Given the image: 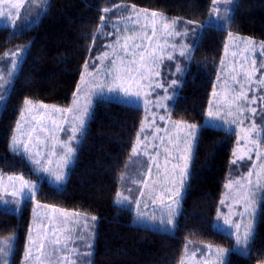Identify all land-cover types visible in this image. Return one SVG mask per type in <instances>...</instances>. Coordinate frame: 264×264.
Here are the masks:
<instances>
[{
    "label": "trees",
    "instance_id": "16d2710c",
    "mask_svg": "<svg viewBox=\"0 0 264 264\" xmlns=\"http://www.w3.org/2000/svg\"><path fill=\"white\" fill-rule=\"evenodd\" d=\"M119 4L161 12L170 21L197 24L207 18L212 0H49L37 22L16 28L0 26V55L28 44L6 108L0 111V175L21 174L38 181L35 199L23 202L19 213L0 206V240L13 238L9 264L23 261L33 201L97 217L91 257L94 264H180L191 250L199 259L209 253V259L217 247L228 249L234 244V239L226 238L215 227V219L231 177L237 135L224 128L201 126L206 124L228 32L264 43V0H237L230 27L207 28L191 52L170 116L197 125L199 140L173 231L136 224L133 210L114 204L144 117L137 105L120 99L96 100L61 188L34 173L26 159L9 150L24 98L63 107L71 103L90 54L93 33L101 23L102 9ZM261 143L264 146V133ZM259 208L251 256L233 253L230 264L264 262V204Z\"/></svg>",
    "mask_w": 264,
    "mask_h": 264
},
{
    "label": "rangeland",
    "instance_id": "374dc122",
    "mask_svg": "<svg viewBox=\"0 0 264 264\" xmlns=\"http://www.w3.org/2000/svg\"><path fill=\"white\" fill-rule=\"evenodd\" d=\"M119 5H124L126 7H111L112 11L103 13V15L106 16L107 22H101L98 27L99 31L93 33L95 34V39H93L90 54L87 59V68L84 67L82 71L84 79L79 82L81 85V92L79 93L81 98L80 105L82 107L85 100L90 97L92 100V114L93 107L98 98L120 99L124 101L122 99V93L120 97H116L109 92L108 82L112 81L119 74L121 79L118 80L117 83L123 84L124 87H128L129 77L126 69L132 67V76H134L139 83H133L131 91H139L140 96L138 103L135 102V98H133L132 102L127 103H132L133 105L141 107L143 111H145V117L142 129L138 132L141 143L137 146V154L131 152L125 172L121 176L123 179L120 177L118 191L123 195L131 196L132 203L127 207L134 211V223L158 227L160 217L163 215L165 219L167 218V206L171 205L173 199H175L172 192L180 187L179 174L184 162L179 158L183 153L177 151V148L179 147V149L182 150L185 147L184 141L187 139V128L183 131L178 130L175 125L177 122L183 121L172 120L168 116V110L175 99L177 89L181 85L182 75L185 72L186 63L189 61V59L180 55L181 45L186 44L191 46V44L190 41H186L188 37L170 36L168 33L162 31V24L159 22L156 24V34L153 36V26L150 18V14L153 10L135 6V12H140L141 14L139 22H136L135 12L132 11L133 5ZM9 8L10 4L7 3V0H5L4 3H0V10H3L6 14ZM44 10L45 9L42 10L41 7L26 3L21 9V12L25 13L28 19L21 24L15 13H13V19H16L17 24L20 26L35 23L40 17H38L37 14L42 15ZM145 10L147 11L148 19H145ZM129 15L132 16L131 20L127 19ZM34 19L37 20L32 22ZM193 25L194 26L187 29L195 27L196 23ZM0 26L16 28L6 17L0 18ZM227 27L228 26L224 27V29ZM176 29L181 32L185 30V28L178 27H176ZM24 45L13 47L6 51H15ZM125 45H127V51H125ZM226 45L227 48L225 47L223 53L220 71L210 100L212 101L213 113L219 110L220 116L222 117L221 120H214L213 123H219L224 129L238 133V137L232 160H235L236 163L231 164V177L224 186V192L221 198L223 203L220 201L218 207L217 217L219 216V220H217V217L215 219V227L219 230L221 229L218 226L224 225L225 217H230L233 221L237 222L241 220L239 213L243 211V206L242 202H237L241 195V189L234 181L239 180L241 176H247L248 171L253 169L251 179L255 182L256 172L260 171L261 165H264V146H262V149L258 148L259 155H257V147L255 144L251 143V141L257 140L258 136L250 131L253 121H255L257 125H260L261 116L264 115V45L251 38L236 34H234V37L228 36ZM105 52L108 53L106 58L103 57ZM141 53L144 54V60L140 58ZM160 54H162L163 60L167 61L168 64H174L173 68L168 67L165 71L159 69L162 58H153L154 55L161 56ZM170 55L173 57L172 59L168 58ZM98 57H100V59H98ZM113 60L115 61V65L112 63ZM132 61L136 63L133 65ZM177 65L183 69V74L177 72ZM9 66V63L0 61V71L5 72V74ZM137 68H139V73L136 71ZM117 69L120 70L119 73ZM18 70L19 69H17V72ZM109 70H111V75L108 74ZM157 73H159V75H157ZM173 80L178 81L177 86H171ZM157 83L161 84L162 87H156ZM97 85H103L102 92L96 87ZM165 89H167V95L173 98L162 101L164 106L158 107L157 101L166 95ZM242 92L245 94L244 96H241ZM237 97L240 98L237 99ZM73 99L68 106H55L61 109L71 107L73 105ZM42 104L49 106L44 118L45 130L42 131L40 127H37L36 132L32 134V140L29 146L33 155L39 151L42 154V159L45 161L49 158L51 159V164L48 166L53 169V171L61 170L58 168V161H60L64 149L61 147L60 142L75 146L76 151L71 162L66 168L62 169L66 172L67 179L68 173L73 166L77 149L80 145V143H77L75 140L69 141V137L73 135L72 126L74 114L53 112L51 110V106L53 105ZM253 108L257 110L256 114L252 113L251 109ZM238 109L242 111L238 112ZM39 111L44 110L40 109ZM229 111L232 113L231 116L228 115ZM33 114L38 115V112H34ZM90 116L87 119V124ZM162 116H166L172 121L171 125L166 121V125L169 128L164 124L163 126L165 128L157 126V123H163L164 119L162 120L160 118ZM151 119L154 121L150 122ZM208 119L207 116L205 118V123ZM224 119H227L229 123L224 124ZM53 121H55V123H53ZM232 121L235 122L233 123ZM21 123L23 124V129L21 131L25 134L21 137V132H16V135L27 141L28 136L26 133L36 124V121L32 120V114L25 112L24 119L21 120ZM183 124L193 125L189 122H183ZM37 137H39V142H37ZM170 140L172 141L171 143H169ZM136 143L137 139L134 141V144ZM248 149H252V151H248ZM53 152L55 154L50 155ZM169 153H171V155H169ZM150 157H155V160H151ZM240 157H243V159H240ZM190 162L191 160L189 161V170ZM157 164L159 168L156 167ZM30 166L33 169V165L30 164ZM174 166L175 171L173 172ZM149 167L151 171H149ZM36 174L40 175L48 183L57 188L63 187L66 183L65 179L62 184H57L55 182V177L49 176L48 173L40 172ZM21 176L25 180L35 183L38 187L37 180L25 177L21 174L0 175V197L9 201L7 205L0 204V206L15 213H19L22 204L17 212L16 205L11 203L13 197L8 194L12 192L14 188H19L20 180L18 177ZM230 181L233 182L231 187H226ZM129 189L132 190L131 193H129ZM141 191H143V196H141ZM153 199H155V203H153ZM136 200H140L139 210L148 214V217L144 220L136 219ZM33 202V210L35 209V213L33 211L32 223L30 226L32 228V239L36 241V247L33 248V257H38L39 259H29L27 264H72L74 260L80 258L76 255V251L80 253L87 251L88 243H91V250L93 252L95 231V227L93 229V224L96 225L97 223L96 216V221L93 222L91 217L94 215L53 207L37 201ZM145 204H147V207H145ZM153 214L156 216L155 222L150 219ZM44 232L48 233V239L44 241L45 249L41 254V252L37 250L41 243L37 234ZM28 237L26 244H29ZM56 237L60 238V245H53L49 242ZM8 239L9 238L2 239L0 242ZM11 244L13 248V238H11ZM54 249L58 250L54 251ZM214 252L210 258L214 255ZM10 255L8 257L9 261ZM196 256L197 252L192 250L186 253L183 258L185 264H202V262L200 263L197 260V258L199 259V255ZM205 256L206 259H208L209 253ZM24 259L25 251L23 260Z\"/></svg>",
    "mask_w": 264,
    "mask_h": 264
},
{
    "label": "snow or ice",
    "instance_id": "6c2138e0",
    "mask_svg": "<svg viewBox=\"0 0 264 264\" xmlns=\"http://www.w3.org/2000/svg\"><path fill=\"white\" fill-rule=\"evenodd\" d=\"M5 0H0V3H4ZM7 3L10 4V8L8 9L7 14L0 10V18L6 17L7 20H10L12 25L14 27H19L20 25L17 24V20L13 19V13L16 14V17L20 20L21 24H23L27 19L28 16L25 13L21 12V9L25 6L26 3L35 5L37 7H41L42 10L49 7V0H7ZM236 0H212V8L210 10L208 18L200 23H197L195 27L191 29H185L183 32L178 31L176 29L177 20H172L169 22L168 18L161 12L153 11L150 14L151 18V24L153 26V36L156 34V24L159 22L162 24V31L168 33V35H176V36H184L188 37L190 36L192 39L191 46L189 45H181V51L180 55L184 56L186 59L191 58V52L195 50L199 46V43L203 39L204 32L207 28H210L212 26H219L221 28H224L226 26L230 27L231 23L233 22V6L235 5ZM115 8L120 7H126L124 5H114ZM112 11V8L105 7L102 9L103 13H108ZM132 11L135 12V5L132 6ZM38 15V14H37ZM140 12H135L136 16V22H139L140 19ZM145 19H148L147 11L145 10ZM127 19L131 20L132 16L129 15ZM101 22H107L106 16L101 15L100 16ZM34 22V21H33ZM187 24H194L193 21H187ZM99 31V29H97ZM229 37H234V34L232 32H228ZM93 39H95V34H93ZM227 48V45H225ZM28 48V45H24L20 48H18L15 51L9 50L3 53V55H0V61H4L6 63H9L10 66L7 67L6 74L3 71H0V110H3L6 108V100L8 96L11 94V90L14 87V79L16 78V72L17 69L21 67L22 61L25 57V52ZM125 51H127V45H125ZM108 56V53L105 52L103 54V57L106 58ZM141 60H144V54L141 53L140 56ZM169 59H172L173 57L170 55L168 57ZM100 59V57H98ZM154 59V58H153ZM113 65H115V61H112ZM136 62L132 61V64L134 65ZM85 67L87 68V61L85 63ZM119 69H117V72L119 73ZM128 73V87H124L123 84H118L117 81L121 79L120 75L118 74L112 81L109 83V92L112 93L116 97H120V94L122 93V99L125 102H132L133 98H135V102H139V96L140 92H132L131 86L133 83H139L138 80L135 79L134 76H132V67H129L126 69ZM137 73H139V68L136 69ZM177 72L183 74V69L177 65ZM109 75H111V70H109ZM159 75V73H157ZM84 75L82 73L81 80L83 81ZM178 81L173 80L171 86H177ZM97 88L100 89V91H103V85H97ZM156 87H162L161 84L157 83ZM81 92V85H77V90L73 92V105L68 108H58L55 105L51 106V110L53 112L57 113H72L73 115V126H72V132L73 135L69 137V141L75 140L77 143L81 142V137L85 134V130L87 127V119L91 115V104L92 100L91 98H87L85 100V103L81 107L80 105V95ZM166 95L163 98L158 99L157 106L163 107L164 104L162 101L164 100H170L173 97L167 95V89H165ZM245 94L242 92L241 96H244ZM240 97H237L239 99ZM40 109H43L44 111H39ZM49 109L48 105H44L42 103L33 102L30 98H24L23 100V107L20 109V119L16 122V129L14 130V133L11 137L10 144H9V150L17 156H21L22 158L26 159L30 164L33 165V171L36 173H48L49 176L55 177V182L57 184H62V182L66 179V172L62 169L66 168L67 165L71 162L76 148L75 146L69 144V143H63L60 142L61 147L64 149V153L60 158V161H58V168L61 169L60 171H53L48 165L51 164V159L49 158L47 161L41 158L42 154L41 152L37 151L35 155L32 154L31 148L29 146L30 141L32 140V134L36 132L37 127H40V130L44 129V118L45 113ZM238 112L242 111L241 109L237 110ZM253 114L257 113V110L255 108L251 109ZM25 112L32 114V120L36 121V124H34L30 130L27 131L26 135L28 136V140L25 141L22 138L18 137L16 135V132H21V137L25 134L21 130L23 129V124L21 123V120L24 119ZM34 112H38V115L33 114ZM229 116L232 115L231 111L228 113ZM208 121L204 126L201 127H207V128H219L221 125L219 123H213V121H219L222 119L220 116L219 110H217L216 113H213L212 111V101H209V110L207 113ZM162 120L165 119V117H160ZM261 120L264 121V115L261 116ZM233 123L235 121H232ZM55 123V121H53ZM224 124H228L229 121L227 119L223 120ZM178 130L183 131L185 128H187V139H185L184 144L185 147L181 150L179 147L177 148V151H181L183 154L179 157L184 163L183 167L180 169V187L176 188L172 195L175 197L173 199L172 204L168 205V211H167V218L165 219L162 215L159 219V230L163 232H170L172 229L175 228L176 224V216L180 213V204L181 201L184 199V193L187 190L188 187V180L190 179L191 173L189 170V161L192 159L193 151L195 147L197 146L199 136L197 125H184L183 122H177L175 125ZM251 132L257 134L258 137L261 136L262 133H264V122H262L260 125H257L255 121H253L252 127L250 129ZM37 142H39V137L36 138ZM146 139V138H145ZM172 141L170 140L169 143ZM259 140H252L251 143L257 145V155H259ZM141 143L139 140V133L137 134V143L133 145L132 152L133 154H137V146ZM248 151H252V149H248ZM55 153H51L50 155H54ZM147 154V153H145ZM171 155V153H169ZM151 160H155V157H150ZM240 159H243V157H240ZM167 163V161H166ZM233 164L236 163V161H232ZM157 168H159V165H156ZM149 171H151V168L149 167ZM175 171V166L173 167V172ZM253 175V169H250L247 173V176H241L239 180L234 181L236 184L240 186L241 189V195L239 197V200L237 202H242L243 211L239 213V216L241 217V220L239 222L233 221L230 217L224 218V225L218 226L222 231H224L226 238L228 239H234V244L231 248L225 249V248H216L214 255L206 259L204 261V264H230V256L233 253H236L240 256L244 257H250L252 254V248L255 240V230H256V219H257V213L260 210L259 206L264 204V165L260 166V171L256 172V180L253 182L251 179ZM20 180V186L19 188H14L12 192H10L8 195L13 197V200L11 203L16 205V211L18 212L20 209V205L27 201V200H34L36 196V188L37 185L33 182H30L28 180H25L22 176L18 177ZM123 179V177H121ZM174 182V178H173ZM233 182L230 181L226 187H231V184ZM129 193H131V189L128 190ZM141 196H143V191H141ZM155 199H153V203H155ZM9 201L3 197H0V204L7 205ZM132 203V198L130 195H123L121 192L116 193V199L114 200V204L118 207L124 208L127 207ZM137 205V212H136V219L137 220H144L148 217V214L145 212H141L139 210V204L140 200L135 201ZM223 203V201H221ZM145 207H147V204H145ZM35 213V209L33 210ZM236 214V213H233ZM153 222L156 220L155 214L152 215L150 218ZM91 220L94 222L96 221V217H91ZM217 220H219V216L217 217ZM95 227V224H93V229ZM39 239L41 243L39 244V248L37 249L41 254L43 253L45 249V240L48 239V233H38ZM67 239V238H65ZM29 244H26V250H25V259L21 262V264H27L29 259L38 257H33V248L36 247V241L32 239V228H29V237H28ZM53 245H60L61 240L59 237H56L54 239H51L49 241ZM31 245V246H29ZM11 238H9L6 241L0 242V264H9L8 257L11 254ZM209 251H211V245L208 246ZM92 245L91 243L87 244V251L80 253L79 251H76V255L80 257L77 260H74L72 264H94V262L91 260V257L93 255L92 253ZM185 249L187 250V245L185 246ZM58 250V249H54ZM180 264H185L184 259L182 258L180 261ZM264 264V262H262Z\"/></svg>",
    "mask_w": 264,
    "mask_h": 264
},
{
    "label": "crops",
    "instance_id": "0c3cea01",
    "mask_svg": "<svg viewBox=\"0 0 264 264\" xmlns=\"http://www.w3.org/2000/svg\"><path fill=\"white\" fill-rule=\"evenodd\" d=\"M38 17L39 16H41V15H37ZM37 17V18H38ZM37 20V19H36ZM35 19L33 20L34 22L36 21ZM32 21V22H33ZM170 21V20H169ZM30 24H33V23H30ZM192 26H194L193 24H187V23H184V22H182V21H180V20H177V25H176V27H178V28H189V27H192ZM186 41L187 42H189L190 41V44H192V39H191V37L190 36H188V38L186 39ZM259 43H261V44H263L264 45V43H262V42H259ZM190 46V45H189ZM264 47V46H263ZM149 55V54H148ZM161 56H158V55H154V59L155 58H162V54H160ZM162 62L159 64V69H162V70H166V68H173V66H174V64H168V62L167 61H164L163 60V58H162V60H161ZM187 64H188V61H187V63H186V66H185V70H186V67H187ZM184 68V67H183ZM185 73V72H184ZM82 75V74H81ZM184 75V74H183ZM183 75H182V77H183ZM80 80H81V77H80ZM80 80H79V82H80ZM79 84V83H78ZM263 84H264V82H263ZM251 86H253V85H251ZM179 89V88H178ZM178 89H177V92H178ZM177 95V94H176ZM176 97V96H175ZM175 100V99H174ZM174 100H173V102H174ZM173 102L171 103V105H170V107H169V110H168V116L171 118V116H170V109H171V106H172V104H173ZM130 104H132V103H130ZM208 113V112H207ZM144 117H145V111H144ZM144 117H143V120H142V123H141V126H140V129L139 130H141L142 129V124H143V121H144ZM206 117H207V114H206ZM172 119V118H171ZM173 120V119H172ZM154 121V120H153ZM152 121V119L150 120V122H153ZM166 121H167V123L168 124H170L171 125V120L170 119H168L166 116H165V119H164V121H163V123H160V124H158L157 123V126H159V127H161V128H165L164 126H163V124L166 126V127H168L167 125H166ZM263 121L261 120V123H262ZM260 123V124H261ZM169 128V127H168ZM220 128H223V127H220ZM140 132V131H139ZM234 132V131H233ZM236 133V132H235ZM158 135H160V134H158ZM158 135H156V136H158ZM236 135H238V133H236ZM156 136H154V137H156ZM261 136H262V134H261ZM261 136L260 137H258V139L257 140H259L260 142H259V148L260 149H262V143H261ZM238 137V136H237ZM136 139H137V137H136ZM236 145H237V140H236V144H235V147H234V149H233V156H234V153H235V150H236ZM256 147H257V145H256ZM233 156H232V160H233ZM200 263L202 262V264H204V261L206 260V258H205V256L203 255V258L202 259H197Z\"/></svg>",
    "mask_w": 264,
    "mask_h": 264
}]
</instances>
